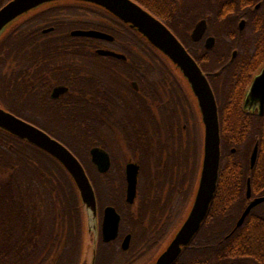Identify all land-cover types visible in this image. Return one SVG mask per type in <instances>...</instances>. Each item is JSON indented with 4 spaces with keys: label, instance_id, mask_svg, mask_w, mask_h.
<instances>
[{
    "label": "flooded vegetation",
    "instance_id": "af4514ba",
    "mask_svg": "<svg viewBox=\"0 0 264 264\" xmlns=\"http://www.w3.org/2000/svg\"><path fill=\"white\" fill-rule=\"evenodd\" d=\"M249 1L250 9L246 11L245 17L239 18L237 32L232 34V39H228L238 45V48L232 50L228 63L231 64L243 55V61L237 62L238 66L246 65L251 68L250 71L259 67V70L253 74L245 92L233 93L236 101H229L227 109L239 114V126H246L248 131H252L255 118L264 116L260 103L250 101L247 104L252 84L264 68V0ZM73 7L89 8L106 14L92 7ZM106 15L107 24L145 42L134 30L111 15ZM202 20L207 21V31L200 41H194L193 32ZM242 21L245 25L241 30ZM209 26L208 18L199 20L189 33L192 48L184 45L208 80L209 74L204 71L200 62L207 61L210 58L208 53L217 46V38L208 34ZM50 29L52 30L48 31ZM54 30L50 26L42 29V33L49 35ZM76 30H72L71 35ZM72 37L85 38L86 42L65 39V43H46L43 45L46 54L38 66L30 60L0 61V76L10 81L9 93H5L0 86V106L43 130L74 155L69 145H90L89 161L97 170V175L104 178L105 202L101 210L97 199V227L95 225L89 230L85 226L83 215L84 235L81 239L83 247L79 264L92 263L96 237V264L99 247L105 249L107 257L113 254V257L119 258L121 264H154L191 210L201 170L204 142L203 124L197 105L183 75L150 44L115 43V36L114 41ZM211 37L216 42L214 48L208 49L206 43ZM45 38L50 39L48 36ZM64 38L59 35L51 40L62 41ZM145 48L153 52L157 59L147 58ZM100 51L112 52L124 58L103 56ZM215 75L217 76L216 73ZM213 91L218 104L221 130L222 103L214 88ZM31 113L39 116L35 119L38 123L23 117ZM85 116L92 118L88 120L89 118H83ZM95 122H102L103 127L94 129ZM91 126L96 132L88 136L89 129L86 127ZM79 128L85 130L81 132ZM56 130L65 135L72 130L75 137L81 135L84 139L62 136L61 141L48 132ZM256 146L258 156L252 166L251 156ZM95 148L107 153L109 165L104 174L99 172L92 161L91 152ZM230 152L236 154L237 148H230ZM226 153L221 133V164L216 194L200 230L182 254L196 244L202 229L209 223L215 226V231L211 233L216 234L220 244L225 241L248 244V251L238 254L237 264H264V202L254 206L239 225L251 203L264 198V146L262 147L260 140L257 141L253 145L249 161L242 158L238 162L244 169L248 166L249 172L232 178L222 167ZM129 168H138L136 194L131 202ZM66 173L71 178L67 171ZM88 176L90 178L89 174ZM90 180L92 182L91 178ZM244 183L246 190L243 204L236 206L231 203L236 196L229 194L228 189ZM249 184L251 197H248ZM92 185L94 187L93 182ZM215 199L216 204L213 206ZM106 209H114L120 216L118 236L107 242L103 236Z\"/></svg>",
    "mask_w": 264,
    "mask_h": 264
},
{
    "label": "trees",
    "instance_id": "16d2710c",
    "mask_svg": "<svg viewBox=\"0 0 264 264\" xmlns=\"http://www.w3.org/2000/svg\"><path fill=\"white\" fill-rule=\"evenodd\" d=\"M10 1L12 0H0V9ZM134 1L164 21L189 49L193 44L189 33L194 24L208 18L210 24L208 34L217 38V46L208 53L210 58L200 64L209 74V80L222 103L221 133L223 147L227 150L222 167L230 178L238 174L246 175L249 172L248 166L245 170L238 162L242 161V158L249 161L253 145L257 141L260 140L262 147L264 146V116H257L254 129L248 131L246 126H239L241 125L239 114L234 110L228 111V102L236 101L233 97L234 92H245L259 67L250 71L251 68L246 65L238 66L237 62L243 61V55L229 64L231 52L238 48V45L236 42H229L228 39H232V34L237 32V22L240 17L247 14L246 11L251 6L250 1ZM50 26L55 28L54 32L44 35L42 29ZM76 29H94L112 34L116 37L115 43L145 44L136 36L118 31L107 24L106 14L89 8L63 6L43 11L17 27L0 45V61L30 60L38 66L46 54L43 49L46 43H65V39H70L71 42H86L85 38L73 39L71 31ZM59 35L66 38L62 41L51 40ZM47 36L50 39H46ZM152 53L144 49L147 58L157 59ZM9 85L10 81L0 76V86L5 93H9ZM23 117L38 123L35 119L39 116L34 113ZM83 118L90 120L92 117ZM99 127H103L102 122L93 123L94 129ZM86 128L89 129L88 136L96 132L92 126ZM78 130L83 132L85 129ZM48 132L61 141L62 136L69 139H84L80 137L81 135L75 137L72 130L66 135L58 130ZM69 148L80 159L92 178L99 205L103 210L104 178L97 175V170L89 161L90 145L85 147L69 145ZM230 148H237L236 154L231 153ZM5 175L8 176L4 177ZM245 190V183L242 186L236 184L232 189L229 187L228 193L236 196L231 203L236 206L242 205ZM215 204L216 199L213 206ZM210 226L208 223L202 229L196 244L186 249L176 264H237L238 254L248 251L247 243L233 244L225 241L220 244L216 234L211 233L215 231V226ZM83 235L81 200L66 170L42 150L0 131V264H79ZM121 263L113 254L107 257L105 249L99 247L97 264Z\"/></svg>",
    "mask_w": 264,
    "mask_h": 264
},
{
    "label": "water",
    "instance_id": "95a60500",
    "mask_svg": "<svg viewBox=\"0 0 264 264\" xmlns=\"http://www.w3.org/2000/svg\"><path fill=\"white\" fill-rule=\"evenodd\" d=\"M63 6H87L111 15L139 34L163 58L171 61L190 86L193 100L197 105L203 124V157L200 175L191 202V210L163 253L154 263L173 264L200 230L217 190L221 164V130L218 104L213 88L201 67L177 36L159 18L134 0H12L0 9V45L17 27L27 20L48 9ZM244 25L245 22L242 21L240 24L241 30ZM207 28L206 20L198 23L192 35L193 40L200 41L204 37ZM72 35L106 41H114L115 39L112 35L97 30H76L72 32ZM215 42V38H209L206 43L207 48H214ZM100 54L124 58V56L112 52L100 51ZM250 101L260 103L261 111L264 112V68L252 84L247 104ZM0 131L42 150L61 164L71 176L79 193L85 226L89 230L95 225L97 227L98 202L95 189L83 164L67 147L43 130L18 118L1 106ZM91 155L92 161L99 172L106 173L109 165L107 163V153L102 149L95 148L92 150ZM257 156L258 146L255 147L251 156L252 166L255 165ZM128 181L129 201L131 202L136 194L138 168L132 170L129 168ZM248 197H251L250 184ZM262 202H264V198L254 200L243 214L239 225L244 222L250 210ZM119 225L120 216L117 212L114 209H106L103 221V236L106 242L117 238ZM97 242L96 237L91 264H96Z\"/></svg>",
    "mask_w": 264,
    "mask_h": 264
},
{
    "label": "rangeland",
    "instance_id": "374dc122",
    "mask_svg": "<svg viewBox=\"0 0 264 264\" xmlns=\"http://www.w3.org/2000/svg\"><path fill=\"white\" fill-rule=\"evenodd\" d=\"M6 176H8V175H5L4 177H6ZM91 178V177H90ZM92 179V178H91ZM93 182V181H92ZM94 184V183H93ZM97 196V195H96Z\"/></svg>",
    "mask_w": 264,
    "mask_h": 264
}]
</instances>
